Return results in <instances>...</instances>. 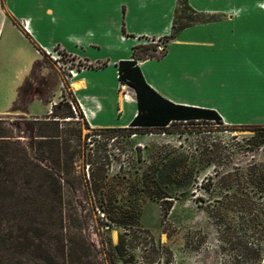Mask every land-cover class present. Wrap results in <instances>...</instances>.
Listing matches in <instances>:
<instances>
[{
  "label": "rangeland",
  "instance_id": "374dc122",
  "mask_svg": "<svg viewBox=\"0 0 264 264\" xmlns=\"http://www.w3.org/2000/svg\"><path fill=\"white\" fill-rule=\"evenodd\" d=\"M193 20L190 9H181L177 25ZM145 42L157 45V52L166 43L157 38ZM40 53L25 82L31 89L28 85L20 91L19 105L27 103L31 114L43 118L63 97L73 95L68 68L86 63L63 54L59 66L45 51ZM24 63L13 56L0 59V111L12 107L30 70ZM0 117L9 122L16 116ZM261 127L193 120L106 131L82 124V135L92 133L97 142L87 147L99 144L110 165L96 191L83 156L65 182L64 231L82 241L81 264L104 262L108 248L127 231L115 220L120 215H135V222L132 235L126 236L131 239L126 260L116 256L117 264H241L239 249L246 241L261 243L264 250L258 205L264 197L257 187L264 181ZM106 208L112 211L108 216Z\"/></svg>",
  "mask_w": 264,
  "mask_h": 264
},
{
  "label": "crops",
  "instance_id": "0c3cea01",
  "mask_svg": "<svg viewBox=\"0 0 264 264\" xmlns=\"http://www.w3.org/2000/svg\"><path fill=\"white\" fill-rule=\"evenodd\" d=\"M187 3L195 20L160 57L137 60L146 83L171 103L216 111L226 125H264V0ZM177 6V0H0V59L29 65L17 90L39 59L35 48L58 47L101 64L78 69L70 79L73 97L89 127L129 128L139 109L117 64L132 58L134 46L169 35Z\"/></svg>",
  "mask_w": 264,
  "mask_h": 264
},
{
  "label": "trees",
  "instance_id": "16d2710c",
  "mask_svg": "<svg viewBox=\"0 0 264 264\" xmlns=\"http://www.w3.org/2000/svg\"><path fill=\"white\" fill-rule=\"evenodd\" d=\"M177 1L172 31L162 38L165 42L173 39L185 26L177 25L180 10L190 9L187 0ZM163 51L157 52L155 44H138L133 48L131 59L117 64L120 83L128 84L136 93L139 112L131 127L157 128L176 121L193 120L222 123L216 111L171 103L146 83L137 60L160 57ZM37 64L38 59L31 72ZM85 66L98 67L101 64ZM26 80L17 90L10 110L15 119L6 122L0 117V264H81L85 256L82 241L75 234L64 231L65 182L70 181L68 176L74 170L75 160L83 156L92 188L96 191L108 177L110 161L102 154L99 144L87 147L90 142H93L92 146L97 142L92 133L82 135V124L86 129L89 125L73 95L68 100L63 97L43 118L28 116L27 103L19 105L20 91L28 85L31 89L30 84H25ZM258 135L255 134L254 138ZM257 187L260 196L264 197V181H259ZM258 205L264 232V200ZM111 212L109 208L105 209L107 216ZM115 220L127 231L108 248L104 262L100 264H117L116 256L126 260L127 248L131 244V239L126 236L132 235L130 228L135 215H120ZM238 256L241 264H264L261 243L253 245L246 241Z\"/></svg>",
  "mask_w": 264,
  "mask_h": 264
},
{
  "label": "built area",
  "instance_id": "2783aa9c",
  "mask_svg": "<svg viewBox=\"0 0 264 264\" xmlns=\"http://www.w3.org/2000/svg\"><path fill=\"white\" fill-rule=\"evenodd\" d=\"M35 51H36V53L37 54H41L40 52L41 51H45L46 52V54L48 55V56H50V58L56 63V64H58L59 66L61 65V61H60V59L62 58V56H63V54L61 53V51L59 50V49H52V50H41V49H39V48H35ZM78 71V69L77 68H73V67H69L68 68V72H69V74H70V79L72 78V77H74L75 75H76V72ZM69 79V80H70ZM62 85V88H64V85L63 84H61ZM72 109H73V111L76 113V110H75V107L73 106V104H72Z\"/></svg>",
  "mask_w": 264,
  "mask_h": 264
}]
</instances>
